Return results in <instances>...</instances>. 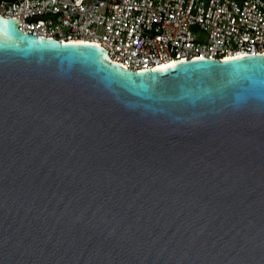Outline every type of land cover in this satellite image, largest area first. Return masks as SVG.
<instances>
[{"label": "water", "instance_id": "water-1", "mask_svg": "<svg viewBox=\"0 0 264 264\" xmlns=\"http://www.w3.org/2000/svg\"><path fill=\"white\" fill-rule=\"evenodd\" d=\"M0 14V264H264V52L131 70Z\"/></svg>", "mask_w": 264, "mask_h": 264}, {"label": "built area", "instance_id": "built-area-1", "mask_svg": "<svg viewBox=\"0 0 264 264\" xmlns=\"http://www.w3.org/2000/svg\"><path fill=\"white\" fill-rule=\"evenodd\" d=\"M19 28L103 47L131 70L264 52V0H0Z\"/></svg>", "mask_w": 264, "mask_h": 264}, {"label": "bare ground", "instance_id": "bare-ground-1", "mask_svg": "<svg viewBox=\"0 0 264 264\" xmlns=\"http://www.w3.org/2000/svg\"><path fill=\"white\" fill-rule=\"evenodd\" d=\"M170 62H175L174 60H170V61H168V62H166V63H170ZM166 63H163V64H166ZM163 64H161V65H163ZM160 65V66H161Z\"/></svg>", "mask_w": 264, "mask_h": 264}]
</instances>
